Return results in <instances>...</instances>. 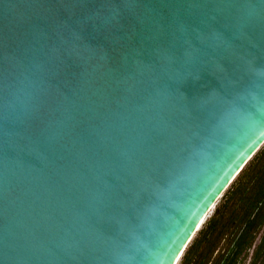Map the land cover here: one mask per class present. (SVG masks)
<instances>
[{
  "label": "water",
  "instance_id": "water-1",
  "mask_svg": "<svg viewBox=\"0 0 264 264\" xmlns=\"http://www.w3.org/2000/svg\"><path fill=\"white\" fill-rule=\"evenodd\" d=\"M264 146V0H0V264H177Z\"/></svg>",
  "mask_w": 264,
  "mask_h": 264
},
{
  "label": "trees",
  "instance_id": "trees-1",
  "mask_svg": "<svg viewBox=\"0 0 264 264\" xmlns=\"http://www.w3.org/2000/svg\"><path fill=\"white\" fill-rule=\"evenodd\" d=\"M221 201L197 231L179 264L245 262L264 227V146L234 179Z\"/></svg>",
  "mask_w": 264,
  "mask_h": 264
},
{
  "label": "flooded vegetation",
  "instance_id": "flooded-vegetation-1",
  "mask_svg": "<svg viewBox=\"0 0 264 264\" xmlns=\"http://www.w3.org/2000/svg\"><path fill=\"white\" fill-rule=\"evenodd\" d=\"M243 264H264V227L257 236Z\"/></svg>",
  "mask_w": 264,
  "mask_h": 264
},
{
  "label": "rangeland",
  "instance_id": "rangeland-1",
  "mask_svg": "<svg viewBox=\"0 0 264 264\" xmlns=\"http://www.w3.org/2000/svg\"><path fill=\"white\" fill-rule=\"evenodd\" d=\"M220 201H221V199L219 200V202H220ZM219 202L216 204L215 208L217 207V205L219 204ZM222 203H223V201H221L220 204H222ZM215 208L210 212V214L208 215V217L206 218V220H208V219L212 216V214H213ZM206 220H205V221H206ZM205 221H204V222H205ZM204 222H203V224H204ZM203 224H202V225H203ZM200 228H201V227H200ZM200 228H199V229H200ZM195 236H196V235H195ZM195 236H194V237H195ZM181 257H182V256H181ZM181 257H180V260L178 261L177 264H179V262L181 261Z\"/></svg>",
  "mask_w": 264,
  "mask_h": 264
},
{
  "label": "bare ground",
  "instance_id": "bare-ground-1",
  "mask_svg": "<svg viewBox=\"0 0 264 264\" xmlns=\"http://www.w3.org/2000/svg\"><path fill=\"white\" fill-rule=\"evenodd\" d=\"M202 225H200L199 227H198V230H199V228L201 227Z\"/></svg>",
  "mask_w": 264,
  "mask_h": 264
}]
</instances>
